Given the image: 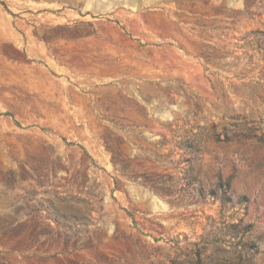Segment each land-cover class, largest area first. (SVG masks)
<instances>
[{
    "label": "rangeland",
    "instance_id": "1",
    "mask_svg": "<svg viewBox=\"0 0 264 264\" xmlns=\"http://www.w3.org/2000/svg\"><path fill=\"white\" fill-rule=\"evenodd\" d=\"M0 113V264H264V0H0Z\"/></svg>",
    "mask_w": 264,
    "mask_h": 264
},
{
    "label": "trees",
    "instance_id": "2",
    "mask_svg": "<svg viewBox=\"0 0 264 264\" xmlns=\"http://www.w3.org/2000/svg\"><path fill=\"white\" fill-rule=\"evenodd\" d=\"M0 116H11V114H9V113H0ZM229 187H230V184L227 183V184H226V188L228 189ZM222 189H225V188H222ZM227 189H226V191H227ZM226 191L224 190V193H225ZM222 200H223V202H225L227 199H226L225 196H222ZM248 227L250 228L251 226H248Z\"/></svg>",
    "mask_w": 264,
    "mask_h": 264
}]
</instances>
